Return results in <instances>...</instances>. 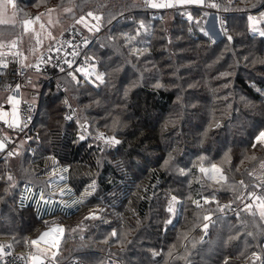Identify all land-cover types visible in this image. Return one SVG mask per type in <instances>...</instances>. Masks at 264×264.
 Returning a JSON list of instances; mask_svg holds the SVG:
<instances>
[{
	"label": "trees",
	"instance_id": "trees-1",
	"mask_svg": "<svg viewBox=\"0 0 264 264\" xmlns=\"http://www.w3.org/2000/svg\"><path fill=\"white\" fill-rule=\"evenodd\" d=\"M140 1L16 0L19 6L30 7L35 2H40L44 7L73 4L77 12L92 10L103 14L105 23L101 33L96 34V38L89 47V53L94 52L97 59L103 61L105 67L109 65V56H112L113 60L117 57L113 55L111 48L101 49L99 43L104 42V38L110 32L117 36L121 31L134 33L138 27L135 22L144 20L149 26L148 32H142L139 39L149 49L146 54L147 59L162 69V81L167 88H162L158 92H154L148 86L133 89L134 94L128 102L132 107L127 112L135 113V115L126 121L128 127L121 129L122 133H128L120 137L123 140V146L119 151L106 149L102 154L93 140L79 145L71 144L69 137L74 135V125L64 122V110L60 103L63 99L60 95L62 90L56 89L53 83L47 84L40 96L31 134L33 138L39 136V140L32 139L24 147H19L23 153V156H20V164L13 167L7 165V170L17 178L18 186L12 191L11 196L6 197V203L0 202V240L13 236V249L10 250L22 255L20 242L16 240L30 236L36 224L58 214L69 217L81 210L102 205L107 213L103 212V215H112L108 216V219H111L107 220L109 223L95 221L88 226L84 239L78 242L79 245L67 255L59 251L58 260L69 256L90 257L89 260H92V257L99 256L96 261L100 262L102 258L94 249L97 247L103 248L104 252L108 250L113 253L116 261H122L123 264H128L129 261L131 264H140L141 261L143 264H150L148 249L155 248L161 253V256L156 258L159 264H184L183 260L169 259L167 253L172 249L173 256L183 254L185 245L191 247V242L197 241V248L192 249L193 264H223L225 257L228 258V264L250 262L251 252H259L261 246H264V236L259 233L255 238L247 236L246 231H256L249 223L246 230L240 231L238 239L224 244L223 241L233 234L230 229L235 226L239 230L240 226L235 213L225 214V211L221 213L218 204L228 205L232 202L231 206L236 209L239 201L235 197L239 193L246 194L247 191L256 189L254 176L264 162V151L261 147L254 149L251 144L254 135L264 128V107H261L264 97L256 91L257 88L264 89V64H253L244 59L245 56H264V38L248 33L245 20L247 12L239 10L246 8L252 12L257 11L260 0H244V4H237V6H234L235 2H231V7L227 11L219 10V13L224 15L226 13L229 21L231 34L234 36L231 45H227L225 39L219 40L215 45L211 44L196 27H193V31L189 33V22L183 16L184 13L182 15L179 11L174 12L167 25L164 11H156L159 14L156 16V12L144 8ZM253 3L257 5V8L251 7ZM190 10L195 17H203L201 8L192 7ZM151 12H154L155 16ZM116 13H123V15L117 16L109 24L107 21L110 14ZM198 21L201 27L202 21ZM192 23L194 25L195 21ZM169 38L172 40V45L176 47L169 45ZM226 45L228 51H224ZM142 63L143 58H141ZM173 72H176V75H173ZM222 72H230L231 75L221 77ZM132 78L129 73L126 79ZM58 81L64 88L67 83L64 76L59 77ZM113 83L122 87L119 77L114 79ZM188 84H192L193 88H188ZM228 84H231L230 88ZM220 85L227 86L220 90ZM238 92L246 100L238 101ZM185 93H188V96L184 103L189 106L186 109L183 124L178 122L175 130L172 125L165 128L164 123L169 114L180 110L179 105L174 103L177 95L183 97ZM66 94L73 95L71 92ZM57 95H60V100L55 99ZM100 96L109 103L119 99L113 94L112 89L103 87L100 89ZM81 100L80 107L88 103L86 98L82 97ZM246 101L252 102L255 107L252 108ZM72 103L75 107L76 101L73 100ZM257 113H262L260 120ZM88 115L95 118L101 132H109L104 127L105 121L99 119L104 115L102 107L93 106ZM214 121H219V128L210 127ZM65 129L68 135L64 134ZM205 129H208L207 135H204ZM42 141L45 144L52 141L68 145L61 156L63 164L71 165V175L69 181H61L60 184L67 183L72 187L73 193L63 197L53 195L55 199L66 198L68 201L71 199V204H66L68 201H65L66 207L61 206L58 200H55L57 205L55 207L45 204L38 207L35 200L24 199V197L38 196L39 188L43 186L42 182L50 179L44 173L45 164L50 162L43 159ZM89 144L92 145L91 149ZM145 146L148 147L147 152L143 151ZM222 147L224 152L228 153V166L221 167L228 177L224 185L234 183L235 190L217 193L206 190V194H197L202 187L199 180L192 192V178L194 176L198 178L199 174L198 157L205 156V165L216 164ZM29 148L32 151H29ZM138 152L141 153L139 156ZM169 152H172L174 157L172 167L162 168L161 165ZM247 152L254 157L253 162H249L243 169L236 172L241 159L245 158ZM101 156L103 159L98 165L97 160ZM3 160L0 159V173L6 168ZM22 163L24 168L30 170V174L26 175L21 171ZM118 163L122 166L118 167ZM185 165L190 169V174L186 178L177 174V168ZM249 172L252 173L251 176L248 175ZM91 179L97 181V192L85 204L73 205L72 201L75 199L72 196L79 199L80 193L84 192L85 186ZM28 181H31L30 185ZM240 181H244L247 188L240 186ZM154 185H156L155 188ZM28 186L33 188L32 192L26 191ZM3 188L4 183L0 180V195H3ZM164 193L168 197L172 194H182V206L177 215L166 216L164 208L168 197L166 201L162 199ZM210 193L215 194V202L204 204L203 200H200V208L191 202L193 199H200L201 195ZM49 195H52L51 190ZM210 206L215 209L213 217L220 216L221 220L217 222L218 225L216 224L215 228H210L209 235L204 238L205 242L200 244L199 240L203 235L200 225L203 223L202 216L206 213L203 210ZM240 207L242 208L241 205ZM166 218H170L172 223L164 226L163 220ZM20 220H22L21 225L28 224L30 229L14 235L15 232L12 229L18 228ZM137 220L141 222L139 225ZM121 227L127 231V240L133 241V244L122 247L115 238H110V243L118 246L117 248L109 250L107 246L98 244L113 228L119 230ZM82 259L92 264L91 261Z\"/></svg>",
	"mask_w": 264,
	"mask_h": 264
},
{
	"label": "snow or ice",
	"instance_id": "snow-or-ice-1",
	"mask_svg": "<svg viewBox=\"0 0 264 264\" xmlns=\"http://www.w3.org/2000/svg\"><path fill=\"white\" fill-rule=\"evenodd\" d=\"M192 5L212 8L216 9L217 11H219L222 7L221 2H218V0H143L142 6L149 9H175L177 6ZM100 7H103V5H100ZM223 7L224 10L227 11L228 8L231 7V3L225 4ZM251 7L257 8V5L253 3L251 4ZM9 10H11V17L6 18L8 16ZM239 10L246 11L247 9L245 8ZM48 11L51 13L52 10L49 9ZM63 11L72 13V8L65 7ZM121 15H123V13H116L115 15L110 14V18L107 22L111 24L112 21L117 18V16ZM185 15L187 21L189 22V33L193 31V27H196L199 28V31L203 34V36L207 38V40L213 45H215L221 39H225L227 45H231L233 43L234 36L231 34L229 21L226 17L221 18L220 16H216L215 23L213 24L212 28L205 29L204 27H200L199 21L196 20V17L192 12H186ZM204 15L207 16L208 13H204ZM86 16L91 18V21H94V23L86 20L85 15L83 14L80 15L78 19H75L74 23L76 25H83V28L87 29L88 33H101L105 23L103 14H98L92 10H89L86 13ZM40 20L41 15H37L34 18H25L21 21L17 18V5L15 0H0V24L22 23L25 32L30 30L35 32V28H31L30 26L35 25L36 23L40 22ZM193 21H195L194 25L192 23ZM49 22L51 21L49 20ZM135 23L138 25V27L134 33L131 31H121L119 36H117L110 32L104 38V42L99 43V47L101 49L107 50L111 48L113 55L117 57V59L113 60L112 56H109V65L106 67L103 65L102 60L97 59L94 52L91 54L89 53V39L87 36H79L77 43H73L71 40L66 42L71 51L66 52L64 56L60 57V61H62V63L67 67H60L59 70L61 73H63L67 83L60 94L63 96V99L60 100V95H57L55 99L60 100L64 110V121L74 125V135L69 137L71 144L79 145L82 142L87 143L89 140H93L96 142V148L102 154L105 153L106 149H115L116 151H119V149L123 146V140L120 137L128 135L127 132L122 133L121 129L127 128L128 125L126 121L130 120L131 117L135 115V113L127 112V110L132 107V105L128 102L131 95L134 94L133 89L148 86L154 92H158L162 88H167V85L162 81V69L159 68L156 63L147 59L146 54L148 53L149 49L147 46H144L141 39H139L142 36V32H148L149 26L144 20H139ZM246 23L249 34L258 35L259 37L264 38V0H260V4L255 15L251 13L247 15ZM44 28L45 25L40 23V29L43 30ZM37 35H39V33ZM49 35L51 34L49 33ZM36 43L38 46L40 44V40L37 39ZM168 43L169 45H172L171 38H169ZM227 45L224 51H228ZM172 46L176 47L175 45ZM5 48L8 49L7 53L4 51ZM31 51L35 52L36 48L31 49ZM49 51H56L59 53L60 49L49 48ZM8 56L15 57L18 62L24 65V67L33 69L37 73L42 71V63L46 64L51 62V57L48 60H44L43 57H36L35 64L27 63V57H24V54L18 50V42L16 39H13L7 43L0 40V73H6L9 69ZM81 56L83 57V60L77 59ZM22 57L23 59H21ZM141 58H143L142 64ZM244 59L253 64H264V56H245ZM60 61L57 63L59 64ZM101 68H103V70H101ZM129 73H131L133 77L132 79H126ZM15 74L16 73H14V75ZM172 74L176 75V72H173ZM230 75V72L220 73L221 77H227ZM117 77L120 78L122 87H118L113 83V80ZM177 78L179 77L177 76ZM29 83H31V81H29ZM33 87H35V85H33ZM101 87L112 89L113 94L119 98L118 101H112L109 103L106 99H102L100 96ZM21 88V83L15 81L8 83L7 78H5V81L0 82V93L7 94L5 103L0 104V121H3L9 128L18 130L20 133L26 136V139H22L20 141L19 146L12 147V142L9 136L7 134L0 135V153L4 154L3 162L6 165L5 170L0 173V180H2L4 183L3 195H0V202L3 203H6V197L11 196L12 191L18 186L17 178L7 170L9 159L16 156H23V153L19 151V147H23L28 140H39V136L33 138L31 136H27L26 133H24V129L28 127V123L21 118V99L19 97ZM57 88L60 89L59 83L57 84ZM188 88H193V85L188 84ZM181 91H183L182 87ZM256 91L261 97H264V89L257 88ZM68 92L73 93V95H67L66 93ZM187 96L188 93H185V96L183 97L179 94L177 95L176 101L174 103L179 105L180 110L178 112L169 114L164 123L165 128H167L169 125H172L173 130H175V125L178 122L181 125L183 124L185 112L189 106L184 103V100ZM82 97L86 98L88 103L83 104V107H80L82 103ZM241 99L244 100L245 98L241 97ZM73 100L76 101L75 107L72 103ZM28 103L30 105L28 109L30 113L31 107L34 106L35 103V97H33V101ZM246 103L252 107H255V105L250 101H246ZM5 105L11 106L10 112L4 110ZM93 106L103 108L104 115L99 117V119L105 121L104 127L109 130L108 133L101 132L99 130L100 125L95 122V118H91L88 115ZM192 107H194V105H192ZM261 107H264V101H262ZM97 115L99 116V114ZM28 119H31L30 115ZM210 127L219 128V121H214L212 124H210ZM207 133L208 129H205L204 135H207ZM64 134L68 135L67 129H65ZM251 144L254 149L257 147L264 148V128H261L258 134L254 135ZM91 147L92 145L89 144V149H91ZM67 148V144H59L52 141H48L47 144H45L43 141L41 142V151L44 153L43 159L50 162L45 164L44 173L47 174L50 179L42 182L43 186L39 188L38 196L24 197V199L35 200L38 207L41 204L52 205L53 207L57 206L56 201L53 199L54 194L49 195V192L57 176L62 182H67L70 179L71 165L63 164L61 156V154L64 153ZM28 150L32 151L30 148ZM143 151L147 152L148 147L145 146ZM140 154L141 153L139 152L137 153L138 156ZM227 155L228 154L225 153L226 157ZM25 159H27V157H25ZM102 159L103 156L97 160L98 165L101 163ZM205 159L206 158L204 155L198 157V160L200 161L198 170L203 174L204 178L216 184H220L221 186L226 184L228 177L224 174L222 169L216 164L205 165ZM173 160V154L172 152H169L161 167L171 168ZM29 162L31 163V161ZM117 166L121 167L122 165L118 163ZM261 168L264 169V162L261 163ZM21 171L26 175L30 174V170L28 168H24L23 163L21 164ZM31 174L34 175L35 173ZM177 174L178 176L186 178L190 174V169H188L186 165L178 167ZM248 175L251 176L252 173L249 172ZM261 180L264 181V174H262ZM239 183L240 186L247 188V185H245L244 181H240ZM28 184L30 185L31 181H28ZM153 187L155 188L156 185ZM255 188H259L260 191L257 192L255 190H251L247 191L246 194L239 193L235 197V199L239 201V205H237V208L233 209V211L237 218L240 229L237 230L235 226H233V228L230 229V232L233 234H230L227 239L223 241L224 244H228L229 242L238 239L240 236V231L246 230L249 223H251L252 227L256 229V231H246L245 234L247 236L255 238L258 233L261 236H264V184L255 185ZM26 191L32 192L33 188L28 186L26 187ZM96 192L97 181L95 179H91L90 182L85 186L84 192L80 193V198L73 200L72 204L83 205ZM69 193H73V189L66 183L65 188L60 190L59 195L63 197ZM153 195L155 196V193H153ZM181 195L182 194H172L169 196L164 208L166 216L171 217L178 214L179 208L182 206ZM188 199H191V197H188ZM200 200H203L204 204L215 202V194L210 193L209 195H201L200 199H193L191 202L197 208H200ZM59 204L64 207L67 206L63 200H61ZM21 205L23 206V201H21ZM240 205H243V207L241 208ZM230 206L231 202L229 205L218 204V208L221 213L224 212L226 207ZM102 212L103 208H100L98 211H90L88 215L84 217V219L93 222L100 221L105 224L109 223L107 220H104L103 216L100 214ZM243 213H246L247 215H242ZM249 217L251 218L250 220ZM257 217L259 218L258 221ZM202 220L203 223L200 225V227L203 235L200 237V244L205 242L204 238L205 236L209 235L210 228H215L217 222L221 220V217H213L212 213H208L202 216ZM140 223L141 222L137 220V225ZM171 223L172 220L170 218L163 220L164 226H167ZM80 230L83 232V225L80 226ZM72 231L75 232L76 229H72ZM64 232L65 228L62 225L53 222V226L41 232L37 238L32 239L31 241L25 240V244H29L32 249L31 253L26 256H12L10 252L5 250L6 248L10 249L12 247L11 244L7 246L0 245V262H5V264H16V261L23 260L24 264H56V260L58 259L60 239ZM110 237L115 238L116 242L120 243L122 247L134 243L133 241L127 240V231H125L122 227L119 230L113 228L108 236L105 237V242H109ZM83 238L84 237L82 235L81 239ZM185 239H187V236H185ZM197 243V241H192L191 247L185 245L183 254H177L176 256H173V250L170 249L167 253V257L171 260H183L184 264H193L192 256L194 253L192 249L197 248ZM148 252L150 253V264H159V261L156 258L161 256V253L155 248H149ZM75 264H82V261L77 260ZM113 264H123V262L114 261ZM128 264H131V261H129ZM140 264H143V261H141ZM223 264H228L227 257H225ZM249 264H264V246H261L259 252H251Z\"/></svg>",
	"mask_w": 264,
	"mask_h": 264
},
{
	"label": "rangeland",
	"instance_id": "rangeland-1",
	"mask_svg": "<svg viewBox=\"0 0 264 264\" xmlns=\"http://www.w3.org/2000/svg\"><path fill=\"white\" fill-rule=\"evenodd\" d=\"M218 1L221 2L222 7L220 10H223V11H225L223 5L231 3V2H235L234 6H237V4L238 5L244 4V0H218ZM140 2L143 4V0H141ZM15 3H16V0H15ZM16 5H17V18L21 21L25 18L31 19V18L36 17L37 15H41L40 22L36 23L35 25L30 26L31 28H35L36 31L33 32L30 30L28 32H25L22 23H19V24H0V40L7 43L13 39H16L18 42V50L24 54V57H27V63H30V64L35 63L36 57L40 56V54L43 52V50L45 49L46 46H48L53 41H55V39L57 38V36L61 33V31L63 29H65L67 26H70V25H76L74 23V20L78 19L80 15H82V14L85 15L86 20H89L90 22L94 23V21H91V18L86 16V13L88 11L83 12V13L77 12V11H75L73 4L62 5V6L56 5L55 7H44L40 4V2L39 3L35 2L30 7H28L26 5L19 6L17 3H16ZM65 7L72 8V13L64 12L63 9ZM192 7L201 8V11H202L201 14L203 17L202 18L196 17V19L202 21L201 27H204L205 29H211L212 28L213 24L215 23V17L216 16H220L221 18L226 17V13L224 15V13H219V11H217L216 9L205 8V7H201V6H195V5L177 6V8H175V9H149V10H153L154 12L164 11L163 15L165 17V22L168 25L170 18H172L171 16H173L175 11H179L182 15L184 13L183 16L186 18L185 13L189 12V11L191 12L190 9ZM49 9L52 10L51 13H49V11H48ZM154 12L153 13L151 12V13L154 15ZM246 12H247L246 13L247 15L249 13L255 15L257 11L254 10L252 12V10H246ZM204 13H208V15L205 16ZM10 17H11V10H9L8 16L6 18H10ZM49 20L51 22H49ZM245 20H247V16H246ZM40 23H43L45 25V28L43 30L40 29ZM76 26L79 27L85 34H87L90 37H93L96 35V34L88 33L87 29L83 28V25H76ZM217 28H218V25H217ZM38 33H39V35H37ZM49 33L51 35H49ZM37 39L40 40V44L38 46L36 43ZM33 48H36L35 52L31 51V49H33ZM4 51H8V49L5 48ZM21 59H23V57ZM18 64L20 66H22L23 68H25L26 70L29 69L27 67H24V65L20 62H18ZM31 75L32 74L30 73L29 76H31ZM34 80H36L35 75L32 76L31 82ZM230 87H231V84H228V88H230ZM30 88H34V87L30 86ZM36 88H37V86H36ZM219 88H220V90H223L226 88V86L220 85ZM41 93H42V91H41ZM230 93L234 94L235 92L230 91ZM6 95H7L6 93H0V104L5 103ZM40 96H41V94H40ZM237 97H238V101H242V99H241L242 96L239 94V92L237 93ZM23 98H26L25 94H23V96L20 97V99H23ZM244 100H246V99H244ZM6 106H7V108L11 109L10 105H5V107ZM253 113H256V112H253ZM256 115H259V120H260L262 117V113H260V114L257 113ZM20 141L17 143L16 147L20 145ZM29 141H27V142H29ZM261 150L264 151V148H261ZM19 151L21 152L20 148H19ZM256 151L259 152L260 150L256 149ZM224 153L225 152H224L223 147H222L221 148V154H219L220 156L218 157V160L215 162L216 165L220 168L221 167L227 168V166H228V160H227L228 157H226ZM20 160H21L20 156H16V157L10 158L8 164L10 167H13L14 165H16L18 163L20 164ZM253 160H254L253 156H250L249 152H247L245 155V158L241 159L239 166L237 167L238 169L236 170V172H239L249 162H253ZM133 170L135 171V168H133ZM199 180H201L200 183H199ZM254 181H255V179H254ZM60 182L61 181L59 180V177L57 176L55 179V182L52 185V188L50 189L51 193L54 195H57V197H60V195H59L60 190L65 188V186H66L65 184H63V185L60 184ZM191 182H192L191 184H193L192 192L196 188L195 186H197L196 183L201 184L202 187L197 191V194H206V190L209 192L213 191L216 193L218 191L219 192H233L235 190L234 189L235 188L234 183L233 184L228 183L226 186L225 185L221 186L220 184H216L210 180H207L206 178H204L203 174L200 172L198 174V178L196 176H194L192 178ZM255 185H257L256 181H255ZM204 186H205V188H204ZM66 195H68V194H66ZM167 197H168V195H166L164 193V195L162 196V199H164L166 201ZM72 198H74L75 200L78 199L77 197H74V196H72ZM53 199L56 201L58 200V202H60L61 200H63L65 202L67 200L66 198L65 199L64 198H62V199L61 198H57V199L53 198ZM245 202H249V201H245ZM66 204H71V199ZM231 204H232V202H231ZM241 206L243 207V205H241ZM100 208H103V212L105 214H107L105 207H103L102 205H100V206L98 205L96 207L81 210L79 213L74 214V215L69 216V217L61 215V214L55 215L51 218L44 220L42 223L36 224L35 230L30 233V236H26V238H24V239L31 241L32 239L37 238V236L41 232H43V231L47 230V228L53 226V222L58 223L65 228V232L60 239L59 251H62L61 253L67 255L68 252H72L75 249V247L79 245L78 242H80L81 240L84 239V238L81 239V236L83 235V237H84L85 232L88 231V226H90L91 224L94 223L93 221L85 220L84 217H86L90 211H98ZM233 209H235V207H232V206L226 207V209L224 210L225 211L224 213L225 214H232V213H234ZM214 210H215L214 207L210 206V207H207L203 211L206 212L207 214L208 213L213 214ZM6 212H8V211H6ZM103 212L100 213L103 216V218L105 220H111L110 218L108 219V216H112V215H103ZM219 214H221V213H219ZM244 215L246 216L247 214L244 213ZM21 221L22 220L19 221L18 228L16 227V228L12 229L13 232H15L14 235H18L17 233H20L22 231L26 232L27 230L30 229L29 228L30 226L28 224L24 223L23 225H21ZM81 225H83V232H81V230H80ZM72 229H76V231L73 232ZM108 234L106 236H108ZM110 238H109V242H105V238H103V239H101V241L98 244H101L102 246H105V247L107 246V249H109V250H110V248H117L118 246L116 247V245L110 243V240H111ZM12 239H13V236H10L9 238L1 239L0 245H5V246H7L9 244L12 245ZM24 239L21 237L19 239L20 241L19 240H16V241L20 242V244H19L20 253L22 255L26 256V255L31 253L32 249H31L29 244H25ZM6 249H8V248H6ZM10 249L12 250L13 247H11ZM94 249L96 250L97 253L100 254V258H102L100 262L96 261L97 259H99L98 258L99 256L98 257H92V260H89V259H91L90 257H88V258L82 257V256H76V257L79 259H82V258L87 259V260L91 261L92 264H113V262L116 261L115 255L113 253L109 252L108 250H106L104 252L102 250L103 248L98 249L97 247H94ZM49 255H50V253H49ZM247 262L248 261H244L242 264H248L249 262L248 263Z\"/></svg>",
	"mask_w": 264,
	"mask_h": 264
},
{
	"label": "built area",
	"instance_id": "built-area-1",
	"mask_svg": "<svg viewBox=\"0 0 264 264\" xmlns=\"http://www.w3.org/2000/svg\"><path fill=\"white\" fill-rule=\"evenodd\" d=\"M156 16H158V12L155 13ZM154 15V16H155ZM79 36H87L89 39V46H91L93 40L96 38V35L93 37L88 36L85 34L79 27L76 25H70L67 26L65 29L61 31V33L57 36L55 41H53L51 44L45 47L43 52L40 54L39 57H43L44 60H48L51 57L50 63H42L41 68L42 71L37 73L33 69L26 70L22 66L18 64V61L15 57L8 56L9 60V69L6 73H0V82L5 81V78H7L8 83H12L13 81L21 83L22 88L20 90V93H25L26 98L21 99L20 109H21V118L28 123V127L24 129V133H26L27 136H31L33 131V123L34 119L37 115L38 107H39V100H40V94L43 88L49 84L53 83L57 88V84H60L59 91L63 89V85L61 82L58 81L59 77H63V73L60 72V67H67L60 61V57L64 56L66 52H70L71 49L67 46V41L71 40L73 43L78 42ZM49 48H59L60 52L57 53L56 51H49ZM6 53L8 51H5ZM71 58V57H69ZM77 59L83 60V57H78ZM60 61L58 64L57 62ZM36 63V61H35ZM33 63V64H35ZM14 73H16L14 75ZM32 74L29 76V74ZM36 76V80L31 81L32 76ZM35 85L34 88H30V86ZM14 86V84H13ZM37 86V88H36ZM33 97H35V103L34 106L31 107V111L29 113V103L33 101ZM31 117L29 120L28 117ZM66 124H69V122L64 121ZM7 134L12 142V147H16L17 143L22 140L26 139V136L22 133H20L18 130H14L12 128H9L3 121H0V135ZM29 141V140H28ZM96 143L95 141H93ZM0 159H4V154L0 153ZM264 174V169H259V171L255 174L254 179L256 181V184H264V181L261 180V176ZM255 191L259 192L260 189L256 188ZM6 251L10 252L12 256H22L16 252H12L9 248L5 249ZM77 260L82 261V264H91L83 259H79L76 256H69L67 258L56 260V264H75ZM0 264H5V262H0ZM16 264H24L23 260L16 261Z\"/></svg>",
	"mask_w": 264,
	"mask_h": 264
},
{
	"label": "crops",
	"instance_id": "crops-1",
	"mask_svg": "<svg viewBox=\"0 0 264 264\" xmlns=\"http://www.w3.org/2000/svg\"><path fill=\"white\" fill-rule=\"evenodd\" d=\"M23 94H25V93H19V97H22ZM4 110L10 112L11 109H10V108H7V106H6V107L4 108Z\"/></svg>",
	"mask_w": 264,
	"mask_h": 264
}]
</instances>
